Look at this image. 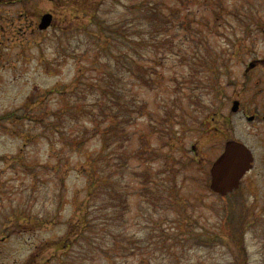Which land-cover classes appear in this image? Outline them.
Wrapping results in <instances>:
<instances>
[{
    "label": "rangeland",
    "instance_id": "obj_1",
    "mask_svg": "<svg viewBox=\"0 0 264 264\" xmlns=\"http://www.w3.org/2000/svg\"><path fill=\"white\" fill-rule=\"evenodd\" d=\"M3 12L0 264H264V0ZM228 139L255 159L221 196Z\"/></svg>",
    "mask_w": 264,
    "mask_h": 264
},
{
    "label": "water",
    "instance_id": "obj_2",
    "mask_svg": "<svg viewBox=\"0 0 264 264\" xmlns=\"http://www.w3.org/2000/svg\"><path fill=\"white\" fill-rule=\"evenodd\" d=\"M52 14L44 13L39 24L40 28L50 25ZM240 101H233L232 110H238ZM252 119L253 116L248 117ZM253 154L247 145L237 140H228L224 151L211 166V188L223 195L238 187L241 177L252 166Z\"/></svg>",
    "mask_w": 264,
    "mask_h": 264
},
{
    "label": "flooded vegetation",
    "instance_id": "obj_3",
    "mask_svg": "<svg viewBox=\"0 0 264 264\" xmlns=\"http://www.w3.org/2000/svg\"><path fill=\"white\" fill-rule=\"evenodd\" d=\"M14 0H0V11H2V13L3 14H1L0 16V21H1V29H0V32L4 35V31H5V29H6V26H5V24H4V21L5 22H7L6 20H5V12H3V11H5L6 10V7L7 6H9V4H11L12 2H13ZM5 7V8H4ZM46 11H48V12H51L53 15H52V22H51V26H53L54 25V23H55V16H56V12H55V9L54 8H51V9H48V10H46ZM42 14H43V12L42 13H39L38 15H36V16H34L35 17V19L33 20V25L35 26V28H36V26L38 27V24H39V22H40V19H41V17H42ZM3 22V23H2ZM39 28V27H38ZM41 30V29H40ZM0 33V35H2ZM0 42L2 43L3 42V39L2 38H0ZM251 65H252V67L255 65L253 62L251 63ZM7 115V114H6ZM2 116V115H1ZM263 120H264V115H263ZM216 128V127H215ZM192 149L193 150H200V149H197V144H193L192 145Z\"/></svg>",
    "mask_w": 264,
    "mask_h": 264
},
{
    "label": "trees",
    "instance_id": "obj_4",
    "mask_svg": "<svg viewBox=\"0 0 264 264\" xmlns=\"http://www.w3.org/2000/svg\"><path fill=\"white\" fill-rule=\"evenodd\" d=\"M147 3H148L147 1H144V2H143V5H144V4H147ZM118 29H120V30L122 31L121 25H119V28H118ZM114 31H115V32H118L117 30H114Z\"/></svg>",
    "mask_w": 264,
    "mask_h": 264
}]
</instances>
